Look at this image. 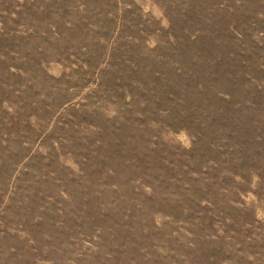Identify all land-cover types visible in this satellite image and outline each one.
Here are the masks:
<instances>
[{
	"label": "rangeland",
	"instance_id": "1",
	"mask_svg": "<svg viewBox=\"0 0 264 264\" xmlns=\"http://www.w3.org/2000/svg\"><path fill=\"white\" fill-rule=\"evenodd\" d=\"M0 264H264V0H0Z\"/></svg>",
	"mask_w": 264,
	"mask_h": 264
}]
</instances>
